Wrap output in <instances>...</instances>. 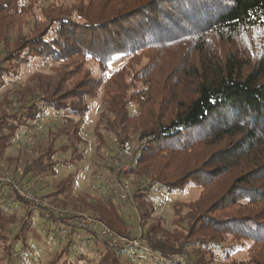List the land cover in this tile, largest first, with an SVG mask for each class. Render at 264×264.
<instances>
[{
	"label": "trees",
	"instance_id": "trees-1",
	"mask_svg": "<svg viewBox=\"0 0 264 264\" xmlns=\"http://www.w3.org/2000/svg\"><path fill=\"white\" fill-rule=\"evenodd\" d=\"M65 10L35 0H0V157L18 143L32 150L19 182L70 213L47 218L14 188L0 184L2 257L8 263L16 259L15 244L26 235L35 210L60 234L79 215L69 209L73 205L123 236L141 238L149 250L121 252L100 241L94 230L85 244L81 236L62 235L46 264H210L221 250L225 264H264V55L252 63L249 53L227 48L222 54L212 43L215 37L238 44L248 32L264 29V0H80L72 11ZM180 41L192 42L193 60L167 54ZM144 51L152 56V70L173 68L162 80L161 93L130 113L128 84L115 73L106 90L109 107L93 127L96 177L111 169L100 153L110 139L124 148L136 143L130 168L119 174L133 186L129 202L136 206L140 231L135 235L119 199L102 183H93L95 194L78 202H69L68 195L63 199L66 194L54 190L56 184L51 192L39 193L46 185L34 180L57 177L61 152L71 153L64 165L78 164L77 156L85 152L77 144L83 125L65 129L56 119L28 142L19 139L53 113L83 117L90 111L85 96L95 82L90 77L75 82L83 71L80 64L68 70L65 63L91 58L105 70L117 57ZM156 78L151 73L145 81L153 87ZM150 103L159 106L149 108ZM75 174L61 180L70 185ZM192 183L203 189L192 201L175 200L171 226L163 216L150 223L157 211L153 191L173 193ZM229 239L236 243L222 245ZM239 241L251 242L247 260L231 259ZM203 248L212 259L206 260Z\"/></svg>",
	"mask_w": 264,
	"mask_h": 264
},
{
	"label": "rangeland",
	"instance_id": "rangeland-1",
	"mask_svg": "<svg viewBox=\"0 0 264 264\" xmlns=\"http://www.w3.org/2000/svg\"><path fill=\"white\" fill-rule=\"evenodd\" d=\"M35 1H38V3H42L45 7L51 6L52 4L63 5L67 8V10H65L66 12L72 11L76 6L80 4V0ZM37 15L38 17H41L40 12H38ZM213 38L215 37H212V43L215 44L214 46L218 48L222 54L224 51H226L227 48L231 50L240 51L241 53H243L244 51V54L249 53L252 58V63L260 60L264 55V34L261 33V30H252L251 32H248L246 36H243V38L240 37V39H242V44H236V42L230 43L224 40ZM181 42L185 41H180L179 43L174 44L173 48H170L167 54H169L171 58H174L176 56L175 58L178 59H180L181 56H190L193 60V58L195 57V52H193V50H188L189 47L191 49L192 42L190 41L185 45H182L183 43ZM152 62V56L150 55V53L144 51L130 58L122 56L117 57L108 65L105 70L102 69L101 66L91 58H75L72 61H69V63H65L68 66V70H71L75 67L77 68V65L80 64L79 67L83 71H80L78 75H75V82L85 77H90L91 80L95 82H93L94 84L92 86V89L86 91L85 96V103L89 105L90 111L83 117L73 116L67 112H63L60 115L53 113L52 116L43 118L36 129L28 131L27 133H25V135L23 134V137H21L19 140L22 143L25 141L28 142V139L34 134V132H39L40 130L45 131L48 129L46 127L47 124H55V120L60 119L64 122L65 129L68 128L72 130L75 126H78L79 124L83 125L81 133L83 139L80 137L81 141L77 144L79 145V148H82L85 152L83 155H80L79 157L77 156L76 160H78V164L69 165H64L62 161L64 159H70L71 153L69 151L61 152L58 156L60 158L61 163L58 164L56 167L57 177H50L48 179L43 177L34 180L35 182H37L38 186L44 187V185H46V188L42 189L43 191L39 192L40 194L51 192V186L55 184L56 185L54 187V190L57 189L59 190V192L64 191L66 195H63L62 198L64 199L68 195L70 197V199H68L69 202H78L81 198L85 197L86 195L95 194V190H93V183L97 182L98 177L94 176L95 173L93 172L92 160L97 157V151L95 150V143L97 142V138L94 135L93 127L95 123L99 121L100 116L106 114L105 111L109 107L106 96V90L108 89L107 86L109 84V81H112L111 78H113L112 76L115 73H117L116 76L118 77V80H121V77L124 78L126 84H128L127 95L129 98V110L130 113H134L135 111L141 108L142 102H150L149 96L153 95L152 97H155L161 93L162 80L165 77V74L169 73L170 70L173 69L172 66L167 64L165 67L157 66V69L155 71L151 69ZM35 63H39V61H35ZM151 73L154 74L157 77L156 79L158 80H156V83L153 87H151L149 83L145 81V76H150ZM116 76L114 77V79H116ZM75 102L79 101L75 100ZM85 103H82V105L85 106ZM158 106L159 105H156L154 103L149 104V108H158ZM57 123L59 124V122ZM35 140L37 139L35 138ZM133 141L128 145V148H126L127 158H129L130 153L136 147V143ZM41 143H43V139H41ZM116 144L117 143L113 142L112 139H110L107 145H105V148L100 149V153H103L106 156V158L103 159V162L105 161L106 163L107 160V164H110L113 161L112 157L115 155L116 152H118L117 150L119 148H122V146ZM20 146L21 145L19 143L16 144V146H8L4 151L3 156L0 157V171L9 172L14 175L17 174L16 176L18 177V179L16 177L15 178L18 181H20V172H22L23 170V166L25 165L26 159L28 160L32 156L34 157V153L32 152V150H30L28 147L20 148ZM16 170L17 172L15 174L14 171ZM70 173H76L75 179L72 181V184L65 185V180L62 181L61 179L66 178V176H68ZM116 183H118V181ZM23 186L26 187L25 185ZM48 187H50V189H47ZM202 189L203 188L201 187V185H194V183H192L186 189H179L173 193L166 194L163 192H159L158 190L153 191L152 194L157 196V211L154 212L150 223L158 219L161 220L163 216L166 225L171 226L174 219L173 204L175 200H180L183 202L192 201L199 196ZM121 199L122 200L119 199V203L121 204V211L125 216L126 223L130 228L133 229V233L135 235H139V216L136 211V206L131 205L128 198ZM52 205L56 208H61L54 204ZM20 208L21 207H19L18 205L13 206V210H17ZM69 209L74 210L77 214H85L89 216L92 214L89 211H82L79 208H75L73 207V205L69 206ZM17 213V215L19 216H23L25 214L22 209L17 211ZM30 220L31 225H29L25 230L27 231L26 235H23L16 242L14 247L16 251H20L18 253L21 256L18 254L16 256L17 260L13 259L10 261V263H8L10 259L8 260V257H2L4 256V253L1 250L5 245L0 242V257L2 262L0 264H46L47 261L53 259V254L60 247V238L63 239L64 237L59 234V231L54 230V227L49 224L45 217L39 214L37 210H35V215L32 216V219ZM48 229H50V232L47 231ZM13 230L16 231L15 228ZM1 233H4L2 229L0 230V234ZM0 238L2 239V237ZM232 243L236 242L232 239H229L225 241L222 245L229 246ZM193 245L194 244H192L191 247H193ZM250 245L251 242L249 241H243V244L241 241H239L238 248L236 249V252L233 253L231 259H235L238 261L247 260L249 258ZM191 247H188L187 253L192 252ZM79 248L81 249V251L89 253V250L84 248V246H79ZM202 250L204 255L206 256V260L212 259L211 253H209L208 251L204 252L205 248H203ZM220 252L221 255L218 254L216 260H214L213 263L210 264H225V261L222 260V254L224 252L223 250H221ZM34 257L37 258L36 261ZM32 259H34V261ZM57 264H62V262L60 261ZM146 264L152 263L149 261Z\"/></svg>",
	"mask_w": 264,
	"mask_h": 264
},
{
	"label": "built area",
	"instance_id": "built-area-1",
	"mask_svg": "<svg viewBox=\"0 0 264 264\" xmlns=\"http://www.w3.org/2000/svg\"><path fill=\"white\" fill-rule=\"evenodd\" d=\"M117 151L118 152L112 157L113 161L111 162V169H109L104 176H99L96 184L102 183L103 187L106 186V188H112L116 199L128 198L129 200H132L133 186L128 180L120 179L119 177L121 171L130 168L129 158H127L126 153L127 150L122 146V148H119ZM117 181L118 183H116ZM0 184H6L14 188L22 197L32 204V207L43 209L47 218H50L55 214L70 215L67 210L54 207L48 201L39 197L36 193L28 190L13 174L9 172L0 171ZM100 190L104 191L102 188ZM94 230L100 241L105 242L110 247L117 248L121 252L131 248L144 255L149 250L148 246L144 244L141 238L123 236L111 229L103 221L94 216L85 214H79L78 216L70 218L68 226L62 228L60 234L65 235L67 238L71 237L72 234L74 236H81V243L85 244L91 241L89 236L92 235V231ZM80 232L85 233L81 235Z\"/></svg>",
	"mask_w": 264,
	"mask_h": 264
},
{
	"label": "snow or ice",
	"instance_id": "snow-or-ice-1",
	"mask_svg": "<svg viewBox=\"0 0 264 264\" xmlns=\"http://www.w3.org/2000/svg\"><path fill=\"white\" fill-rule=\"evenodd\" d=\"M261 33L264 34V29H261Z\"/></svg>",
	"mask_w": 264,
	"mask_h": 264
}]
</instances>
